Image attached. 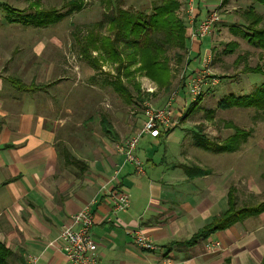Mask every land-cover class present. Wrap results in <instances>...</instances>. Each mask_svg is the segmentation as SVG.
I'll return each mask as SVG.
<instances>
[{"label":"crops","instance_id":"obj_1","mask_svg":"<svg viewBox=\"0 0 264 264\" xmlns=\"http://www.w3.org/2000/svg\"><path fill=\"white\" fill-rule=\"evenodd\" d=\"M35 1L41 9L47 8L41 7L40 0H31V7ZM189 1L195 22L217 9L220 21L231 23L241 22L231 13L240 2H246L247 8L254 2ZM8 6L12 7L0 0L7 13ZM58 23H25L0 13V264H31L32 257H36L35 264H70L66 248L56 239L62 226L94 196L92 231L100 264H264V209H250L231 224L196 238L214 226L232 200L240 208L264 203V198L239 203L236 160L224 165L221 159L203 157L212 156L209 152L233 154L235 149L214 151L197 143L203 151L157 148L162 140H173L175 128L184 129L181 123L189 106L184 97L173 106L174 124L168 133L141 136L135 152L144 173L138 172L118 150L127 135L118 130L116 121L111 119L112 134H99L96 118L81 115L79 109L92 112L98 104L73 91L79 86L74 76L81 72L61 65L68 39L50 30ZM186 27L190 59L207 61L216 39L206 36L211 48H206L202 58L205 37H190V23ZM188 88L189 83L184 89ZM144 120L145 116L138 119L130 136ZM190 167L207 172L193 176ZM110 189L130 195L126 211L114 213L106 196ZM252 191L256 193L255 188ZM134 229L149 236L156 247L139 246ZM216 241L220 248H206Z\"/></svg>","mask_w":264,"mask_h":264},{"label":"rangeland","instance_id":"obj_2","mask_svg":"<svg viewBox=\"0 0 264 264\" xmlns=\"http://www.w3.org/2000/svg\"><path fill=\"white\" fill-rule=\"evenodd\" d=\"M1 1L12 5V7L14 6L13 8L16 7L12 12L8 10V13L3 7H0V13L3 18L7 15L9 18L15 17V19H21L24 15L34 13L36 9V7L30 6L31 0ZM81 1V7L72 11L69 1L40 0L42 8L56 7L57 11L63 15L57 21L59 22L57 26L50 27V30L55 29L59 32V35L68 39L66 40L68 43L65 44V53L60 58L61 65L63 62L62 66L66 70H74L75 73L77 71L81 72V75L78 76L76 74L74 76V78H78L77 83L79 85L73 90L74 93L78 92L81 99L91 98L92 101H96L98 104L96 110L94 109L92 112L91 110L85 112L83 108L79 109L81 110V115L95 117L97 132L99 134H105L101 128V114L108 113L110 119L113 118V121H116L118 130L127 135L121 140L123 141L128 138V135L130 137L133 129L135 130L138 127V119L145 116V101L161 106L169 100L171 95H174V106L177 100H183L186 97L189 106H187L183 114L181 123L184 129L182 127L175 128L173 140L170 139L167 142L162 140V143L158 144L157 148L161 151L164 149H169L170 151H191L190 149L194 147L195 153H197L196 151H203V147H206L210 150L220 151L226 137L234 131L232 125L246 129V131H249L246 140L239 139L238 142L236 141L237 144H234V151H237H232L233 154L209 152L212 156H202L204 159L207 158V161L210 159H221L220 161L224 165L233 164L236 160L233 168L236 170V175H238L237 183L241 191L239 203L246 202L250 204L263 199L264 110L255 108H231L223 110L219 107V101L230 93L237 95L252 93L256 86H260L264 82L263 74L244 71L245 65L255 66L257 64L264 70V48L250 43L247 40L249 36L257 40V34L254 30H260L264 26V4L256 2L255 0L252 3L255 11L262 16V20L255 25L254 23L253 25L249 24L247 30L242 24L244 23L246 26L248 22L251 23V19H247L243 14V11L247 9L246 2H240L242 5L240 4V7L236 6L234 12H231L241 22L231 23L219 21L215 23L209 35H213L216 42L212 49V57H208L207 61H198L199 57L195 60L190 59L188 42L187 44L185 43L184 47H175L170 50L169 79L171 82L170 87H168L169 89H167L166 85H159L155 80H152L144 71L137 70L139 67L138 63L125 64L124 66H127L129 70L136 68L132 79H127L125 72H122V75H120L124 84L128 85L134 97L129 102L117 91L116 84L112 82L114 75H116V64H106L102 70L94 69L81 56L77 38V36L82 37L86 35L93 24L98 26L97 28L101 31H104L112 16V7L108 0ZM118 1L123 7L132 8V11L140 10V12L142 11L148 14L158 0ZM179 3L180 6L176 11L177 16L183 19L187 26L189 23V0H179ZM221 11L225 12L224 9ZM186 29L187 27L185 28V32L187 33ZM207 40L209 39L206 37L202 39L201 54L199 55L202 58L205 57L206 48H211L210 42ZM176 53L181 54L180 60ZM199 69L204 71L203 79L206 83L203 85L204 91H202V94L198 95V98L195 100H192L194 95L190 93L189 98V88L187 90L184 87L189 83L192 76L197 75L196 71H199ZM134 81L139 82L141 88V94L139 96L133 85ZM94 83L98 86L97 88L90 86V84L93 85ZM138 131H135V133ZM197 133L202 136H196ZM197 137L203 138H199L197 141ZM178 138H181V141L177 143ZM196 143L203 147L197 146ZM176 151L174 153H177ZM254 184L257 187H253ZM254 188L256 189V193L252 191ZM241 206L236 207V209ZM206 248L208 249L207 244Z\"/></svg>","mask_w":264,"mask_h":264},{"label":"trees","instance_id":"obj_3","mask_svg":"<svg viewBox=\"0 0 264 264\" xmlns=\"http://www.w3.org/2000/svg\"><path fill=\"white\" fill-rule=\"evenodd\" d=\"M69 1L72 11L81 7V0H63ZM264 4V0H255ZM112 7V16L109 19L108 26L104 31H101L98 26L92 25L86 35L78 38L81 56L93 66L96 70H102L106 64H116V75L112 82L116 84L117 91L126 98L127 101L133 100L132 92L128 85H125L122 77V72H125L127 79L133 77L136 68L129 70L125 64L138 63L137 70L144 71L147 76L155 80L159 85L170 87V56L169 51L175 47H184L187 44V36L185 32L186 22L177 16V9L180 6L179 0H158L152 7L150 13H143L140 10L132 11L130 7H123L118 0H108ZM32 6L36 7L34 13L24 15L21 20L25 23L33 24H51L59 21L61 15L56 7L41 9L39 1H35ZM11 12L14 9L11 6L7 7ZM244 16L250 18L244 27L247 30L249 24H257L262 20V16L255 11L253 5L243 11ZM10 19L13 20V17ZM253 32V31H252ZM257 34V40L248 37V41L261 48H264V26L260 30H254ZM96 54V55H95ZM180 60L179 53H176ZM130 62V63H129ZM244 71L257 74H263L264 70L259 64L255 66H244ZM130 79V80H131ZM137 95L141 94L139 82L134 81ZM201 98V97H200ZM219 107L223 110L231 108H255L264 110V82L260 86H256L254 91L249 94L230 93L224 96L219 101ZM101 127L107 134L114 132L113 123L108 113L101 114ZM233 132L226 137L221 146L220 151L234 150V144H237L239 139L246 140L249 131L241 129L237 125H232ZM170 130H167L168 133ZM200 133V132H198ZM196 136H202L198 134ZM199 138L197 137V141ZM237 141V142H236ZM190 174L195 176L200 173H206L196 167H190ZM232 200V206L223 214L222 217L216 219L213 227L204 229L196 235V238L201 235H207L209 231L216 228H221L231 224L238 215L245 212L261 211L264 209V203L258 204L253 208L242 207L236 209Z\"/></svg>","mask_w":264,"mask_h":264},{"label":"built area","instance_id":"obj_4","mask_svg":"<svg viewBox=\"0 0 264 264\" xmlns=\"http://www.w3.org/2000/svg\"><path fill=\"white\" fill-rule=\"evenodd\" d=\"M193 11L192 1H189V36L198 39L208 36L212 32L215 23L221 19L220 10L211 11L204 19L198 22H195ZM196 73L197 75L192 76L189 81L190 93L194 95L192 100H195L198 98V95L202 94L203 85L206 83L203 79L204 71L199 69ZM173 100L174 95H171L169 100L161 106L145 101L144 111L146 118L142 127L138 132L121 141L118 145V150L124 155L125 162L133 163L140 173H144V164L135 152L139 140L144 133L158 137L162 134V131H167L171 128L174 124L171 118L174 109ZM106 196L112 204L114 213L126 211L130 206V195L124 190L110 189L107 191ZM96 201L97 196H94L79 211L72 215L69 222L62 226L56 239L66 248V257L70 264H100L98 242L94 238L92 231L95 222L94 204ZM133 236L135 242L145 249L156 247L151 238L139 229H134ZM207 247L209 250H215L220 247V242L207 243ZM35 263L36 257H32L31 264Z\"/></svg>","mask_w":264,"mask_h":264}]
</instances>
